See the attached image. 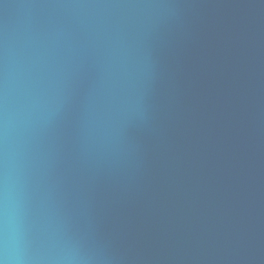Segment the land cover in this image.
Masks as SVG:
<instances>
[{
  "label": "water",
  "instance_id": "obj_1",
  "mask_svg": "<svg viewBox=\"0 0 264 264\" xmlns=\"http://www.w3.org/2000/svg\"><path fill=\"white\" fill-rule=\"evenodd\" d=\"M0 260L264 264V0H0Z\"/></svg>",
  "mask_w": 264,
  "mask_h": 264
},
{
  "label": "clouds",
  "instance_id": "obj_2",
  "mask_svg": "<svg viewBox=\"0 0 264 264\" xmlns=\"http://www.w3.org/2000/svg\"><path fill=\"white\" fill-rule=\"evenodd\" d=\"M0 264H5V261H3V260H0Z\"/></svg>",
  "mask_w": 264,
  "mask_h": 264
}]
</instances>
